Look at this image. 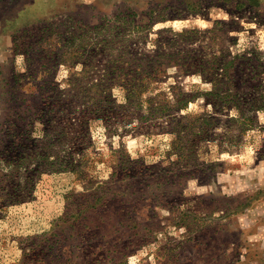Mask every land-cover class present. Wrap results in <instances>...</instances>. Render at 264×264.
<instances>
[{
	"label": "rangeland",
	"instance_id": "374dc122",
	"mask_svg": "<svg viewBox=\"0 0 264 264\" xmlns=\"http://www.w3.org/2000/svg\"><path fill=\"white\" fill-rule=\"evenodd\" d=\"M112 40L183 51L143 96L167 114L124 119ZM0 264H264V0H0Z\"/></svg>",
	"mask_w": 264,
	"mask_h": 264
},
{
	"label": "trees",
	"instance_id": "16d2710c",
	"mask_svg": "<svg viewBox=\"0 0 264 264\" xmlns=\"http://www.w3.org/2000/svg\"><path fill=\"white\" fill-rule=\"evenodd\" d=\"M150 20L151 22L154 21L153 16L150 18ZM117 28H119V26ZM40 32L48 33V28L46 27L44 29H40ZM43 39H44V35L42 34L39 37V42L41 43ZM104 47H109L112 53L116 54V57H114L116 59L114 58L112 59V63H113L112 72L114 74H118L117 78H121V81L123 83H128L131 85V90L129 89L127 90L128 93L126 95V104H117L120 110L127 109L129 112L128 115L124 116V119L125 118L130 119V113L139 112L145 107V105L148 111L146 114L142 115V118L144 121L148 120L151 117H158L161 115H165L168 113L169 110H172L175 107L170 104L167 97H163L161 100H158V97L162 94H157L155 95V97H148L146 99H143V96L145 93L150 92L153 82L155 83L159 81L166 74V66H165L166 58L168 56L178 55V52H180L181 54L183 51L158 55L156 58H153L152 61L148 62L146 67H143L145 59L139 57L138 52L132 49L130 44L122 46V45H119L115 40H112V43H106ZM32 48H34V44L31 42L30 50H33ZM66 54H65V51L62 52L61 58H63ZM125 64L131 67H124ZM233 65H234V61H228L223 65L224 72L227 76L230 70L232 69ZM142 68L144 69L142 70ZM104 94H106V90H103L101 92V95H104ZM210 94H212L213 96L215 95L214 92H211ZM228 96L230 97V99H232L230 101L233 102L236 109L242 112L241 113L242 117L246 118L247 115L243 113V110L241 109V105L237 101V94L231 93ZM192 98L194 97L190 96L189 94L188 95L181 94L180 98H175L176 105L180 104L181 102H188L189 100H192ZM83 99L87 100L84 103L85 109L88 108L87 110L93 113L101 112L102 118L104 119L106 118V123H108L107 120H109V118L111 117L113 113V109L115 107L114 101L109 99L108 95H106V99H107L106 103H102L103 101H105L104 97L102 96L98 97L97 95L92 96L91 98L87 96H83ZM62 106L64 107V110H63L64 113L61 114L60 117H61V121L64 123L61 124L60 129L58 128L54 130L53 133H51V129L53 130L55 127L53 125H50L47 127L48 131L46 133L44 144H45V147L49 148L50 151L56 145V143L53 141V137H55L56 135H61V137H59L58 139L59 140L61 139L62 141L63 135L69 136L71 132L75 129L74 124L71 122L69 118V110H71L72 108L76 110V103L74 102L65 103V105H62ZM55 108H56V104L52 105L50 110L46 112V117L48 118V120H50V117L54 113ZM42 117L43 116L38 117V118H42ZM37 120H40V119H37ZM211 120H212L211 118H208V119H205V122H210ZM44 124H47V122H45ZM71 125L73 126L71 130H69V127H71ZM175 130H178V129L176 128ZM79 135H82V134L79 133ZM32 140L34 143L38 141L36 137ZM49 157H50L49 154H45L43 155V157H40V158L49 160ZM60 162L62 163V167H64L63 165L64 161L62 158H60ZM48 164L50 166H54L53 161H50ZM67 165L70 167L72 166V163L67 162ZM171 171L172 169L170 170V172Z\"/></svg>",
	"mask_w": 264,
	"mask_h": 264
}]
</instances>
